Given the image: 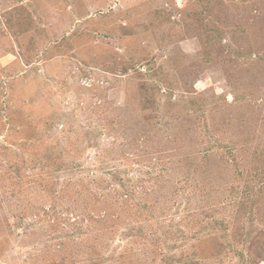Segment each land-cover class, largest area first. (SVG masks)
I'll list each match as a JSON object with an SVG mask.
<instances>
[{
  "label": "rangeland",
  "instance_id": "rangeland-1",
  "mask_svg": "<svg viewBox=\"0 0 264 264\" xmlns=\"http://www.w3.org/2000/svg\"><path fill=\"white\" fill-rule=\"evenodd\" d=\"M262 55L264 0H0V264H264Z\"/></svg>",
  "mask_w": 264,
  "mask_h": 264
},
{
  "label": "trees",
  "instance_id": "trees-1",
  "mask_svg": "<svg viewBox=\"0 0 264 264\" xmlns=\"http://www.w3.org/2000/svg\"><path fill=\"white\" fill-rule=\"evenodd\" d=\"M209 40H211V38H209L208 37V41ZM262 59H264V56L262 55V57H259L258 58V60H262ZM236 98H238V97H236ZM215 101V100H214ZM213 101V102H214ZM200 102V107H202L204 104H206V102L204 101V103L203 102H201V101H199ZM206 124L208 125V122H206ZM91 131V130H90ZM95 138H97V135L95 134V136H94ZM74 146V145H73ZM71 147V148H67V147H63L64 149L63 150H57V158H69L68 156H66L65 154H70V155H72V157H75V154H76V152H77V150H76V148H74V147ZM61 148V147H60ZM57 169H59V168H57ZM129 194H126V196H128ZM93 219V218H92ZM70 224H71V226H73L74 227V231L75 230H80L81 229V222H76V219L75 220H73L72 222H70ZM133 231V230H132ZM132 233V232H131ZM73 234V232H71V233H68L67 235L69 236H71ZM247 241V240H246ZM169 258V257H168ZM170 259V258H169Z\"/></svg>",
  "mask_w": 264,
  "mask_h": 264
}]
</instances>
